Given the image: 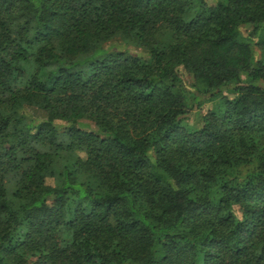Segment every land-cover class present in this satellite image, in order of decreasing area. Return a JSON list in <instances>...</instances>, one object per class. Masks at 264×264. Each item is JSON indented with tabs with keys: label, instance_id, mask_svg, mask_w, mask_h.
I'll return each instance as SVG.
<instances>
[{
	"label": "trees",
	"instance_id": "trees-1",
	"mask_svg": "<svg viewBox=\"0 0 264 264\" xmlns=\"http://www.w3.org/2000/svg\"><path fill=\"white\" fill-rule=\"evenodd\" d=\"M0 264H264V0H0Z\"/></svg>",
	"mask_w": 264,
	"mask_h": 264
},
{
	"label": "rangeland",
	"instance_id": "rangeland-1",
	"mask_svg": "<svg viewBox=\"0 0 264 264\" xmlns=\"http://www.w3.org/2000/svg\"><path fill=\"white\" fill-rule=\"evenodd\" d=\"M247 33L252 32V27H245ZM123 43V41L120 38H114L111 43L109 44H120ZM129 49L134 50L136 52H139L140 50L133 47V45H128ZM253 63L258 62L259 60L263 59L262 53L259 51V49L253 45ZM241 79H246V73L241 74ZM184 83L185 87H181L177 90V93L183 97L184 103H185V115L181 118L182 125L191 128L194 131H198L202 128L204 124V118L208 110H210L213 106H217L221 103V99L223 97H232L233 95L229 92H223L221 95H219L216 99L213 101H203L199 105L195 104L194 99L192 97V90L190 89V86L194 85L195 80L192 75H187L184 77ZM30 115L34 117H44L45 114L36 108L30 107L29 108ZM84 125L82 129L84 131H95V127L90 124L89 122L82 121L81 123ZM63 131H60L62 133ZM81 156V155H80ZM17 177L16 176H10L8 178V187L12 188L15 186Z\"/></svg>",
	"mask_w": 264,
	"mask_h": 264
}]
</instances>
